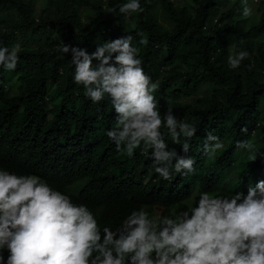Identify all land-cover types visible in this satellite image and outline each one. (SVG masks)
Returning a JSON list of instances; mask_svg holds the SVG:
<instances>
[{
	"label": "trees",
	"instance_id": "obj_1",
	"mask_svg": "<svg viewBox=\"0 0 264 264\" xmlns=\"http://www.w3.org/2000/svg\"><path fill=\"white\" fill-rule=\"evenodd\" d=\"M35 2L0 0V46L20 45L15 71L0 66V167L41 177L113 230L141 206L150 215L186 210L195 188L198 197L247 194L249 183L264 180V10L248 27L243 0H190V7L140 0L144 11L128 20L118 8L127 0H44L39 17ZM157 9L170 27L159 23ZM123 35L133 37L146 74L159 82L154 95L161 116L171 108L197 127L187 153L183 139L176 144L161 128L169 150L195 158V173L173 172L165 181L151 167L150 147L131 158L117 152L106 135L115 117L111 99L87 98L74 82L71 54L59 50L65 43L91 53ZM239 51L251 58L233 70L228 56ZM209 132L224 143L214 159L203 152ZM244 140L255 145L251 152L236 148Z\"/></svg>",
	"mask_w": 264,
	"mask_h": 264
},
{
	"label": "clouds",
	"instance_id": "obj_2",
	"mask_svg": "<svg viewBox=\"0 0 264 264\" xmlns=\"http://www.w3.org/2000/svg\"><path fill=\"white\" fill-rule=\"evenodd\" d=\"M243 5L242 18H250L253 8L248 0ZM118 8L125 20L144 11L140 0H127ZM136 35L139 43L148 44L143 33ZM132 41L131 35H123L91 53L65 43L59 50L71 54L74 82L84 87L87 98L93 103L111 99L115 117L106 135L117 152L131 158L142 146L144 151L150 147L151 167L165 181L173 172L193 174L195 158L169 150L161 128L176 144L183 139L187 153L186 141L197 127L178 120L171 108L161 116L154 95L159 82L146 74ZM19 51V44L0 46V66L15 71ZM250 58L248 51H239L228 56V65L239 69ZM223 148L219 136L207 133L205 156L214 159ZM236 148L251 152L255 145L237 141ZM0 264H264V180L249 183L247 194L200 192L196 206L169 216L150 215L141 206L113 230L102 228L86 204L74 203L41 177L0 167Z\"/></svg>",
	"mask_w": 264,
	"mask_h": 264
},
{
	"label": "rangeland",
	"instance_id": "obj_3",
	"mask_svg": "<svg viewBox=\"0 0 264 264\" xmlns=\"http://www.w3.org/2000/svg\"><path fill=\"white\" fill-rule=\"evenodd\" d=\"M170 1L173 2L178 7H182V6L190 7L191 6L190 0H170ZM248 3L254 10L253 15L250 18H247V26L250 27L258 22L260 14L264 10V0H248ZM43 8H44V0H36L35 2V16L36 17H39L41 15V11ZM84 13L85 12L83 10L82 20H85ZM157 20L162 25L166 27H170L169 23L166 21L160 9H157ZM11 84L13 85V82H11ZM52 90H54V86L51 87V91ZM205 91L206 90L202 89L201 92H205ZM182 102H193V98L183 99ZM197 197H198V192H197V189L195 188L192 196L186 200V204H188L190 207H193V203L197 201ZM151 215H164V214L160 210H153V213Z\"/></svg>",
	"mask_w": 264,
	"mask_h": 264
}]
</instances>
